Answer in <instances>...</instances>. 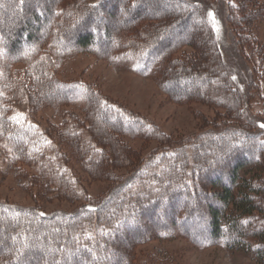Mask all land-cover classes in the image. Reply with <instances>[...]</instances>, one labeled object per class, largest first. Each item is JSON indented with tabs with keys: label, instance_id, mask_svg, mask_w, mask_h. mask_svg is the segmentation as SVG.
Here are the masks:
<instances>
[{
	"label": "trees",
	"instance_id": "obj_1",
	"mask_svg": "<svg viewBox=\"0 0 264 264\" xmlns=\"http://www.w3.org/2000/svg\"><path fill=\"white\" fill-rule=\"evenodd\" d=\"M29 1L0 0L4 8L0 11V68L4 69L0 72V140L7 144L12 162L35 164L42 179L70 193L80 191L77 178L55 164L58 158L50 153L48 135L37 124L22 121L13 109L14 102L28 95L32 100L41 92L40 100L56 109L66 105L84 109V119L74 118L77 127H87V141L80 136L83 129L76 126L66 128L62 137L76 147V158L93 180L113 183L118 178L111 167L130 162L120 138L166 141L153 124L95 90L54 79L48 71L49 60L39 57L48 39L63 55L92 52L105 45L101 54L112 64L152 75L174 102L195 100L224 110L226 123H215L211 133L192 145L186 142L172 152L152 155L123 183L113 186L101 203L77 213L49 216L0 203V247L5 249L0 264H142L135 260V248L161 233L158 228L142 233L145 222L157 223L152 214L160 209L163 217L174 216L173 209L181 205L184 210L178 221L191 239L203 238L202 245L222 242L232 251L247 254L253 264H264V148L257 160L252 159L254 143L264 144V117L251 112L253 86L246 88L238 62L239 58L249 64L247 51L259 44L252 24L264 18V0H221V10L210 7L217 0H205L211 3L208 7L204 0H166L161 5L156 1L149 13H144L146 0H67L63 9L59 7L63 0H36L29 18L22 20L23 8L28 6L20 4ZM122 10L131 12V22L121 21L108 30L111 15ZM226 33L235 53L226 46ZM187 47L193 55L176 57ZM259 48L263 54L259 67L264 69V48ZM20 62L27 67L25 74L12 76L7 68ZM249 69L252 74L256 71L255 65ZM175 84L189 90L171 89ZM217 141L229 158L221 160V151L211 149ZM230 143L232 147L227 148ZM235 149L246 160L240 161ZM205 151H211V156ZM229 165L233 167L228 170ZM203 168L214 192L203 194L197 185L195 174ZM197 193L211 202L205 210L195 206ZM170 231L184 235L179 229ZM128 236L130 242L120 248V241Z\"/></svg>",
	"mask_w": 264,
	"mask_h": 264
},
{
	"label": "rangeland",
	"instance_id": "obj_2",
	"mask_svg": "<svg viewBox=\"0 0 264 264\" xmlns=\"http://www.w3.org/2000/svg\"><path fill=\"white\" fill-rule=\"evenodd\" d=\"M34 1L36 3L38 0H30L29 2L20 4V7L28 6V8H23L22 20L29 18L28 13L34 10ZM156 1L161 5L165 4L166 0H146L143 4L146 9L144 13H149L152 9L151 6ZM190 1L203 3V0ZM66 2L67 0L61 1L59 7L63 9ZM214 2L215 4H211L206 3L204 0L207 7V4H211L210 7L215 10H221L224 7L221 0ZM40 7L42 6L40 5ZM124 8L126 9V7ZM3 9V7H0V11ZM128 15L129 17L131 16V12L128 10H122L120 13L111 15L112 25L108 30L112 31L115 29L121 21L125 22L127 20L131 22L132 19H129ZM12 16L13 13L10 14V17ZM220 19L223 21L224 16H220ZM192 21L196 23L197 19L195 18ZM252 29L258 37L259 44L257 48L254 47L252 49L253 51H247L249 64L239 58L238 62L243 69L242 74L246 88L253 86L251 87L253 91L250 100L251 112L253 115L264 117V69L259 67L261 55L263 56V54L260 55L259 51H257L261 49L259 47L264 48V18L252 24ZM188 33H190V30ZM225 38L227 40L226 46L235 53L236 48L233 46V40H231V37L227 33ZM105 47V45L99 44L92 52L72 51L69 54L63 55L59 54L51 46L48 39L43 42L39 57L41 60H49L48 71L54 79L63 83L76 82L95 90V92H98L104 98L153 124L159 132L166 135V141L159 143L142 138H120L125 145L124 151L130 162H117V164L111 167L113 176L118 178L113 183L103 179L93 180L85 172L81 162L76 158V147L62 137V132L66 128L76 126V129H83L80 136L87 141L90 137V133L85 130L87 127H77V122H75L74 118L76 116L84 119V109L79 105H66L56 109L51 104L40 100L42 92L37 93L39 89L32 90L31 92L37 93V96L35 95L30 100V95H28L27 98L14 102L13 109L23 118L22 121L26 119V121L37 124L39 130L43 134L46 133L48 135L51 139V145H49L50 153L55 154L58 158V160H55V164L60 168H67L77 178L80 191L70 193L66 187L63 188L54 183V181L50 183L52 180L42 179L39 167L35 164L27 165L20 161L12 162L9 158L7 144L4 140H0V203H6L10 207L17 209H33L38 213L49 216L77 213L90 204L96 205L101 203L109 195L113 186L121 182L123 183L138 168L141 162H149L152 155L157 157L165 151L172 152L186 142L192 145L197 139H201L204 135L211 133L215 129L213 126L215 123H220L219 125L222 124V126L226 123L224 120L226 118L224 110H216L213 106L197 103L195 100L187 103L174 102L168 94L161 90L152 75L143 76L137 74L129 65L112 64L109 57L101 54L104 52ZM183 54L193 55V50L189 47L182 49L176 57H182ZM254 65L256 71L252 74L249 68L254 67ZM7 69H10L12 76L17 74L20 76L25 74L23 72H25L27 67L20 62L11 64ZM3 71L4 69L0 68V72L3 73ZM27 81L30 80L28 79ZM171 89L189 90L187 86L180 87L176 84L171 86ZM220 143L221 141H217L211 149L221 151V160L229 158L230 155L228 156L224 148L220 147ZM254 145L256 147L252 159L257 160L260 155L259 150L264 148V144L262 141L257 140ZM222 146L225 147L224 144ZM229 146L232 147L231 143L228 144L227 148ZM235 151V156L241 154L240 150L235 149ZM202 152L203 149L200 148L199 153L201 154ZM205 152L207 156H211V151ZM188 155L191 157L192 151ZM237 157H239L240 161L244 159L242 154ZM231 167L233 166L229 165L226 168L229 170ZM205 173L203 168L195 174L197 185L201 188L203 194H206L204 192H214V188L211 185L212 180L209 177L207 178V174ZM210 203L208 197H201L200 193H197V201L195 203L196 208L198 207L197 210L200 211L201 207L205 210L206 205ZM176 208L177 211L173 209V212L175 210L174 216L172 214L173 217H163L164 212L160 209L158 213L152 214V216L155 215L157 223L150 224L148 221L145 222V230L141 231L142 233L151 231L154 233L153 231L158 228L159 231L161 230V233L165 234H153L150 241L137 246L135 248L136 261L142 264H253V261L247 254L232 251L225 247V244L222 242L202 245L205 243L203 242V238L191 239L189 232L178 221L184 210L183 205ZM204 221H206V218ZM172 225L175 226L174 229L171 228L173 227ZM169 228H171L170 230L179 229L184 235L177 232L170 234ZM141 232L138 233L140 234ZM202 235L208 234L207 232H203ZM130 240L131 238L128 236L125 241H120L119 247L123 249ZM4 253L5 249L0 247V255Z\"/></svg>",
	"mask_w": 264,
	"mask_h": 264
}]
</instances>
